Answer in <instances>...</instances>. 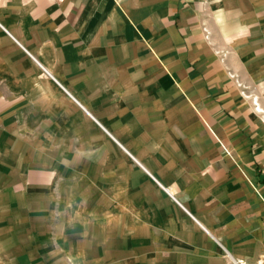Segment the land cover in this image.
<instances>
[{"label": "crops", "instance_id": "1", "mask_svg": "<svg viewBox=\"0 0 264 264\" xmlns=\"http://www.w3.org/2000/svg\"><path fill=\"white\" fill-rule=\"evenodd\" d=\"M3 39L72 98L45 65H74L122 135L73 98L87 116L233 258L264 264V0H0ZM175 170L194 200L166 186ZM50 171L27 168L14 192L50 187Z\"/></svg>", "mask_w": 264, "mask_h": 264}, {"label": "rangeland", "instance_id": "2", "mask_svg": "<svg viewBox=\"0 0 264 264\" xmlns=\"http://www.w3.org/2000/svg\"><path fill=\"white\" fill-rule=\"evenodd\" d=\"M5 40L0 42V264H234L224 242L181 212L75 102L113 135H122L116 127L122 121L113 112L108 118L106 97L83 86L84 74L64 58L45 65L73 100ZM30 167L50 169L55 182L15 193L14 183ZM175 171V185L166 186L181 203L194 200L192 179ZM252 183L264 184V177ZM202 206L192 213L204 223Z\"/></svg>", "mask_w": 264, "mask_h": 264}, {"label": "built area", "instance_id": "3", "mask_svg": "<svg viewBox=\"0 0 264 264\" xmlns=\"http://www.w3.org/2000/svg\"><path fill=\"white\" fill-rule=\"evenodd\" d=\"M56 2H58V3H64L65 1H67V0H55ZM224 150L228 153V154H230L229 153V151L224 147ZM226 256H228L233 262H234V264H246L243 260H238V259H235V258H233L231 255H230V253H228L227 251H226Z\"/></svg>", "mask_w": 264, "mask_h": 264}, {"label": "bare ground", "instance_id": "4", "mask_svg": "<svg viewBox=\"0 0 264 264\" xmlns=\"http://www.w3.org/2000/svg\"><path fill=\"white\" fill-rule=\"evenodd\" d=\"M51 77V76H50Z\"/></svg>", "mask_w": 264, "mask_h": 264}]
</instances>
